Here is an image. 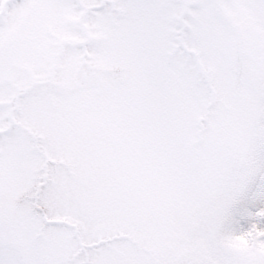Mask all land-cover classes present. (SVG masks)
<instances>
[{"label":"snow or ice","instance_id":"obj_1","mask_svg":"<svg viewBox=\"0 0 264 264\" xmlns=\"http://www.w3.org/2000/svg\"><path fill=\"white\" fill-rule=\"evenodd\" d=\"M0 264H264V0H0Z\"/></svg>","mask_w":264,"mask_h":264}]
</instances>
